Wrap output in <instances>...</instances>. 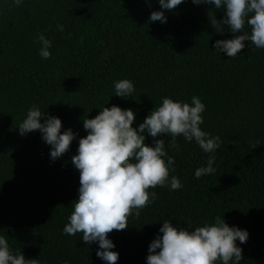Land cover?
Returning a JSON list of instances; mask_svg holds the SVG:
<instances>
[{"label":"trees","instance_id":"1","mask_svg":"<svg viewBox=\"0 0 264 264\" xmlns=\"http://www.w3.org/2000/svg\"><path fill=\"white\" fill-rule=\"evenodd\" d=\"M0 264H264V0H0Z\"/></svg>","mask_w":264,"mask_h":264}]
</instances>
